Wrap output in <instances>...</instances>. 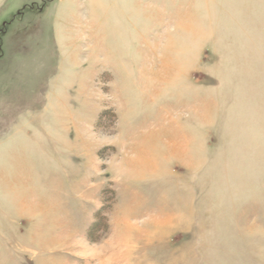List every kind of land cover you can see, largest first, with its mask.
I'll use <instances>...</instances> for the list:
<instances>
[{"label": "rangeland", "instance_id": "obj_1", "mask_svg": "<svg viewBox=\"0 0 264 264\" xmlns=\"http://www.w3.org/2000/svg\"><path fill=\"white\" fill-rule=\"evenodd\" d=\"M0 264H264V0H0Z\"/></svg>", "mask_w": 264, "mask_h": 264}]
</instances>
